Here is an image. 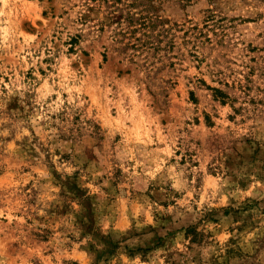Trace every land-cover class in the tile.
I'll return each instance as SVG.
<instances>
[{
    "label": "rangeland",
    "instance_id": "obj_1",
    "mask_svg": "<svg viewBox=\"0 0 264 264\" xmlns=\"http://www.w3.org/2000/svg\"><path fill=\"white\" fill-rule=\"evenodd\" d=\"M0 264H264V0H0Z\"/></svg>",
    "mask_w": 264,
    "mask_h": 264
}]
</instances>
